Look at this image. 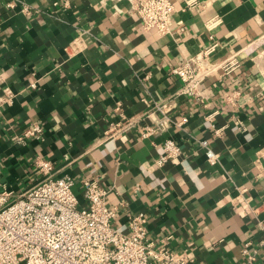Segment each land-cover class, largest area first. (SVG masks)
Instances as JSON below:
<instances>
[{"label": "crops", "instance_id": "crops-1", "mask_svg": "<svg viewBox=\"0 0 264 264\" xmlns=\"http://www.w3.org/2000/svg\"><path fill=\"white\" fill-rule=\"evenodd\" d=\"M173 1V33L162 35L140 27L129 0H0V181L22 193L40 179L34 160L42 157L55 176L97 175L122 231L128 214L142 212L148 239L169 237L168 247L192 264H239L244 248L251 264H264V79L255 70L264 0H198L185 9V0ZM214 16L220 23L208 30ZM211 34L213 58L236 53L241 65L205 80L204 107L176 94L169 68ZM233 90L234 104L225 99ZM116 106L137 120L107 139ZM35 123L39 137L16 138ZM153 123L160 130L141 137ZM167 138L180 156L159 167Z\"/></svg>", "mask_w": 264, "mask_h": 264}, {"label": "built area", "instance_id": "built-area-1", "mask_svg": "<svg viewBox=\"0 0 264 264\" xmlns=\"http://www.w3.org/2000/svg\"><path fill=\"white\" fill-rule=\"evenodd\" d=\"M130 11L143 30L154 29L158 34H172L174 29L173 0H129ZM198 0H185L183 9L193 7ZM24 10L27 11V8ZM220 18L212 17L206 28L213 30ZM210 42L198 53L182 59L171 66L169 72L179 81L176 90L181 95L198 104L204 103L206 79L215 74H232L241 65L236 53L223 60H215L213 54L218 43L213 34ZM256 48L255 70L264 79V36ZM255 57V56H254ZM239 90H233L226 101L236 103ZM165 103L155 105L163 112ZM115 111L119 118L108 124L104 138H117L129 131L137 118L126 116L119 106ZM216 111L208 116H212ZM187 118L177 123L181 126ZM239 128H243L240 124ZM160 124H146L141 137L157 133ZM218 129L215 130L218 134ZM41 126L37 123L26 128L18 140L30 136L39 137ZM206 157L210 164L217 160V154L207 146ZM180 156V146L171 138L162 143L161 153L154 159L161 167ZM34 165L40 179L20 194L0 181V264H192L194 258L186 252H178L168 247L169 237L156 244L147 237L146 218L142 212L127 215L128 230L122 231L114 225L118 206L106 202L108 189L100 184L98 176L88 175L75 181L69 175L55 176L54 164L45 158L36 157ZM79 185L83 203L74 187ZM257 223L262 232L260 243L264 245V219ZM244 258L239 264H251L255 256L243 249Z\"/></svg>", "mask_w": 264, "mask_h": 264}]
</instances>
